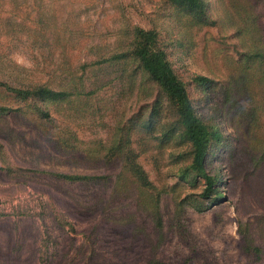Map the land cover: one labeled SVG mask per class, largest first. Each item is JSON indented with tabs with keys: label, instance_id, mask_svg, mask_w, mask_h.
<instances>
[{
	"label": "rangeland",
	"instance_id": "374dc122",
	"mask_svg": "<svg viewBox=\"0 0 264 264\" xmlns=\"http://www.w3.org/2000/svg\"><path fill=\"white\" fill-rule=\"evenodd\" d=\"M200 1L213 25L167 0H0V83L69 93L23 101L0 86L11 109L0 115V264H264V160L243 178L264 153V61L245 63L231 21L250 14L264 43V0ZM135 28L157 33L194 112L221 135L204 164L216 205L200 197L174 109L131 57ZM114 137L147 190L121 171L123 156L83 152Z\"/></svg>",
	"mask_w": 264,
	"mask_h": 264
},
{
	"label": "trees",
	"instance_id": "16d2710c",
	"mask_svg": "<svg viewBox=\"0 0 264 264\" xmlns=\"http://www.w3.org/2000/svg\"><path fill=\"white\" fill-rule=\"evenodd\" d=\"M171 5L176 8H181L187 11L188 16L192 20H196L198 25H208L209 22L213 25L214 23L209 20V17L204 9V5L200 0H167ZM224 10L227 9L225 8ZM230 13V9H228ZM229 17V16H228ZM234 22V28L237 31V36L245 47H247V53L243 56L245 63L254 64L256 62L264 61V43L261 38L256 34V20L251 17L250 14H244L242 18H239V23H236V19L232 18ZM131 57L134 62L138 64V67L143 74L153 82L159 89L167 102L172 106L176 115V124L181 129L179 139L188 143L189 156L191 164L189 170L194 171L198 177L204 181V187L200 193V197L207 200L213 205L218 204L224 197L223 194L218 192L216 178L209 175L205 170V158L209 148L213 143H217L221 140V135L212 129H209L196 115L184 83L174 74L168 60L166 59L165 52L159 47L157 41V33L154 30H143L139 28L133 29L131 33ZM201 81H207L206 78L199 77ZM0 86L6 88L7 91L12 92L15 96L23 101L28 100H39L41 102H62L69 97V93L64 90H54L51 87L38 84L34 86H25L22 88H11L3 83ZM11 109L0 106V115L8 114ZM159 110L154 107L148 115L146 128L150 129L153 126V118L157 115ZM154 116V117H153ZM163 128L162 136L168 138L174 129ZM117 137L112 139L109 148L103 147L101 143L94 144L90 148L83 149L85 155L92 158H96L102 161L104 155L111 149L110 154L114 156H123L125 162L121 166V171L127 173L132 179L138 184L140 189H145L150 186L147 177L137 163L126 155L125 145L123 140H116ZM104 148V149H103ZM129 154V152L127 153ZM262 157V158H261ZM261 158L252 159L249 168H251L244 176L245 181L251 180V178L258 175V171L261 162L264 160V153ZM127 158V159H126ZM264 175V172L260 173ZM67 178L77 179H90L86 176H67ZM95 178V177H94ZM98 178V177H97ZM96 179V178H95ZM249 223H239V234L246 245L247 249H251L254 254H258L260 249L253 245L251 233L249 231ZM244 228V230H243ZM148 264H166L159 261H150Z\"/></svg>",
	"mask_w": 264,
	"mask_h": 264
}]
</instances>
